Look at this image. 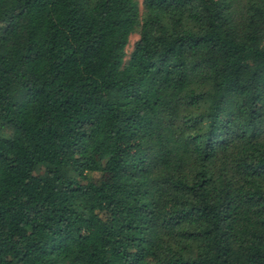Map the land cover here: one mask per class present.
<instances>
[{
  "label": "trees",
  "instance_id": "16d2710c",
  "mask_svg": "<svg viewBox=\"0 0 264 264\" xmlns=\"http://www.w3.org/2000/svg\"><path fill=\"white\" fill-rule=\"evenodd\" d=\"M0 264H264V0H0Z\"/></svg>",
  "mask_w": 264,
  "mask_h": 264
},
{
  "label": "rangeland",
  "instance_id": "374dc122",
  "mask_svg": "<svg viewBox=\"0 0 264 264\" xmlns=\"http://www.w3.org/2000/svg\"><path fill=\"white\" fill-rule=\"evenodd\" d=\"M137 35L136 34H133V35H131L130 36V41H129V44H128V48L130 49L131 48V46H132V44L134 43V41L137 39Z\"/></svg>",
  "mask_w": 264,
  "mask_h": 264
}]
</instances>
